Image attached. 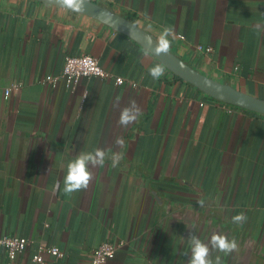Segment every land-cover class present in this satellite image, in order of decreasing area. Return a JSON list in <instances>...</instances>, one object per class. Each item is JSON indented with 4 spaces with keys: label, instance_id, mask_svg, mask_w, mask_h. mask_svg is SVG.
Listing matches in <instances>:
<instances>
[{
    "label": "crops",
    "instance_id": "1",
    "mask_svg": "<svg viewBox=\"0 0 264 264\" xmlns=\"http://www.w3.org/2000/svg\"><path fill=\"white\" fill-rule=\"evenodd\" d=\"M91 1L156 38L173 28L170 51L264 99V0ZM82 54L137 86L95 76L74 90L48 82L68 55ZM157 63L91 16L39 0H0V237L30 241L14 260L0 245V264H30L40 245L65 253L44 264H90L97 246L120 239L125 245L106 264H189L190 234L209 246L213 262L264 264V114L217 100L163 64L154 80L149 69ZM131 100L140 115L122 127L120 110ZM96 149L104 150V165L91 168L86 190L66 195L68 163ZM114 152L123 157L115 168ZM241 213L246 222L233 223ZM213 234L235 239L238 249H212Z\"/></svg>",
    "mask_w": 264,
    "mask_h": 264
},
{
    "label": "clouds",
    "instance_id": "2",
    "mask_svg": "<svg viewBox=\"0 0 264 264\" xmlns=\"http://www.w3.org/2000/svg\"><path fill=\"white\" fill-rule=\"evenodd\" d=\"M87 0H62V4L75 12H83ZM259 28V25H257ZM176 38L175 30L171 27H164L162 32L156 38L154 44V52L156 55L167 54L170 50L172 40ZM165 73L162 64L157 63L149 69V75L154 80H159ZM140 108L135 100H131L129 105L120 110L119 125L128 127L134 123L140 115ZM117 147L124 145V139L118 137L115 140ZM122 155L120 152H114L111 157V167L115 168L119 165ZM105 163V152L102 149H96L94 152H81L67 165V174L64 177L63 191L66 195H71L77 191L86 190L93 180L91 168L103 166ZM197 203L203 206L204 201L199 200ZM247 217L244 213L232 217V222L236 224L245 223ZM191 244V257L189 264H221L220 257L217 256L215 262L211 259V249L207 244L202 242L195 235L189 236ZM211 248L216 249L225 254H231L238 249L235 239L229 240L226 235L213 234L210 240Z\"/></svg>",
    "mask_w": 264,
    "mask_h": 264
},
{
    "label": "water",
    "instance_id": "3",
    "mask_svg": "<svg viewBox=\"0 0 264 264\" xmlns=\"http://www.w3.org/2000/svg\"><path fill=\"white\" fill-rule=\"evenodd\" d=\"M39 1L65 7L62 0ZM79 13L91 16L134 39L177 76L195 85L211 97L264 114V99L247 94L230 84L206 76L170 50L167 54L156 55L154 52L156 37L121 14L91 0H87L84 11Z\"/></svg>",
    "mask_w": 264,
    "mask_h": 264
},
{
    "label": "built area",
    "instance_id": "4",
    "mask_svg": "<svg viewBox=\"0 0 264 264\" xmlns=\"http://www.w3.org/2000/svg\"><path fill=\"white\" fill-rule=\"evenodd\" d=\"M199 50L210 52L212 47L198 46ZM95 76L103 80L112 81L117 86H125L131 84L137 86L133 81H130L122 76H118L102 66L99 61L90 54L82 55H68L65 59L64 67L61 74L57 77L49 76L48 82L56 85L62 81L69 90H74L82 78ZM19 86L15 85L13 88L6 90L5 95L9 96L13 89ZM30 241L29 239L17 235L5 234L0 237V245L3 246L7 252L10 260L16 259L20 254L24 253ZM125 241L120 239L116 241H105L97 246L92 254L90 264H106L116 256L118 248L125 245ZM47 256L63 258L64 251L56 246L40 245L37 252L32 256L30 264H44Z\"/></svg>",
    "mask_w": 264,
    "mask_h": 264
}]
</instances>
